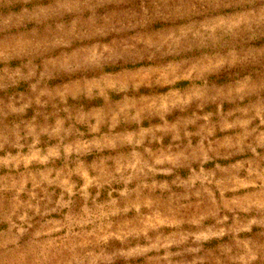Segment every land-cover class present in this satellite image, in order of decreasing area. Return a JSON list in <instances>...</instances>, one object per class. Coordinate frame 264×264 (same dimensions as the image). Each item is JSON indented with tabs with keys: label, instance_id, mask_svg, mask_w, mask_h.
<instances>
[{
	"label": "rangeland",
	"instance_id": "rangeland-1",
	"mask_svg": "<svg viewBox=\"0 0 264 264\" xmlns=\"http://www.w3.org/2000/svg\"><path fill=\"white\" fill-rule=\"evenodd\" d=\"M0 264H264V0H0Z\"/></svg>",
	"mask_w": 264,
	"mask_h": 264
}]
</instances>
